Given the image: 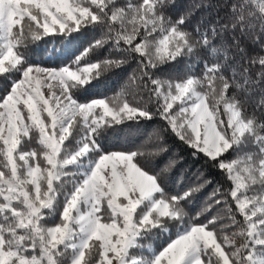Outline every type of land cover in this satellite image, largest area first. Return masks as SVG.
<instances>
[{"label":"snow or ice","instance_id":"1","mask_svg":"<svg viewBox=\"0 0 264 264\" xmlns=\"http://www.w3.org/2000/svg\"><path fill=\"white\" fill-rule=\"evenodd\" d=\"M180 8L0 0V264H264V0L191 30ZM132 62L118 92L99 91ZM157 119L152 155L173 137L230 187L199 206L202 172L169 189L183 157L153 171L143 150L105 147L117 126ZM150 238L165 239L145 252Z\"/></svg>","mask_w":264,"mask_h":264},{"label":"trees","instance_id":"2","mask_svg":"<svg viewBox=\"0 0 264 264\" xmlns=\"http://www.w3.org/2000/svg\"><path fill=\"white\" fill-rule=\"evenodd\" d=\"M118 2L123 4L126 3L127 0H118ZM133 2H136V0H133ZM207 2H209V0H178V3L181 5V8L178 11L191 10L192 12L190 30L194 29L202 20L215 23L216 20L219 19L221 22H228L231 12V4L236 2V0H210V3L213 5L212 8H206L203 6V4ZM197 5H200V7H197ZM241 46L244 47L250 55H255L260 51L259 48L252 43L250 38H242ZM103 54L107 55V53ZM237 61H240L238 54L231 63L236 67L237 71H240ZM240 63L242 64L243 61H240ZM164 67L166 71L160 74L161 78L183 74L185 70L188 69L189 65L185 62L183 64H178L175 67ZM135 68V62L125 65L124 70L118 75H112L111 78L100 87L99 91L108 96L114 95L125 85L128 81L129 75L133 73ZM256 71L257 68L253 67V76ZM5 83L6 82L4 81H0V93H2ZM129 91H134V89H129ZM160 125L161 121L157 119L153 121H142L139 124L131 123V126L128 124L117 126L118 130L108 137L105 147L111 151L136 150L139 148L147 153L144 157V162L146 166L153 171H159L164 168L169 160L183 157V161L170 173H167V175L172 178L169 184V189L172 192L180 190V185L177 182L178 177L182 178L183 186L187 187L197 181L199 173L202 172L205 177L212 181V183L207 185L197 194L196 202L199 206H203L204 202L208 199L209 194L215 187H230V183L218 169L211 167L203 158L194 160L190 154L191 150L173 137H169L167 140L168 152L160 155H152L151 151L158 144L157 136ZM238 218L242 219L241 217ZM164 239L165 238L145 239V252H147L148 248H152L153 250L160 248L164 243ZM237 243L239 244L240 241H237Z\"/></svg>","mask_w":264,"mask_h":264}]
</instances>
